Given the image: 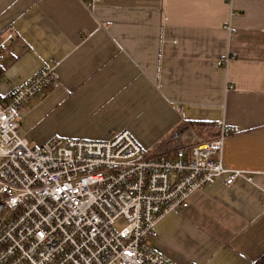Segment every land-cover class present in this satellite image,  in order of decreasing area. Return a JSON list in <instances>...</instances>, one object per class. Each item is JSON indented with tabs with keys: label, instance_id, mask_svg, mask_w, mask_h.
<instances>
[{
	"label": "crops",
	"instance_id": "1",
	"mask_svg": "<svg viewBox=\"0 0 264 264\" xmlns=\"http://www.w3.org/2000/svg\"><path fill=\"white\" fill-rule=\"evenodd\" d=\"M9 31L17 39L0 62L2 100L57 61L60 86L20 110V131L33 145L128 129L151 152L184 121L234 127L224 164L253 180L197 191L187 209L160 221L153 246L175 264H258L264 0H101L94 9L82 0H0V39Z\"/></svg>",
	"mask_w": 264,
	"mask_h": 264
},
{
	"label": "built area",
	"instance_id": "2",
	"mask_svg": "<svg viewBox=\"0 0 264 264\" xmlns=\"http://www.w3.org/2000/svg\"><path fill=\"white\" fill-rule=\"evenodd\" d=\"M82 1L94 9L101 0ZM16 39L13 31L0 39V62ZM56 68L54 60L0 98V264H175L153 246L160 221L219 180L229 187L253 180L224 164L235 128L219 122L214 138L190 128L181 147L158 155L128 129L106 140L55 135L31 145L20 131V110L60 86Z\"/></svg>",
	"mask_w": 264,
	"mask_h": 264
},
{
	"label": "trees",
	"instance_id": "3",
	"mask_svg": "<svg viewBox=\"0 0 264 264\" xmlns=\"http://www.w3.org/2000/svg\"><path fill=\"white\" fill-rule=\"evenodd\" d=\"M214 127L215 124L204 121H184L168 136L160 141L150 153L155 155L169 154L171 151H174L177 148L181 147L183 145V142L180 139V135L190 128H194L196 131L206 136L207 138H214L218 134L217 131L215 132L213 130ZM258 264H264V255L259 259Z\"/></svg>",
	"mask_w": 264,
	"mask_h": 264
},
{
	"label": "rangeland",
	"instance_id": "4",
	"mask_svg": "<svg viewBox=\"0 0 264 264\" xmlns=\"http://www.w3.org/2000/svg\"><path fill=\"white\" fill-rule=\"evenodd\" d=\"M31 145H33V144H31ZM122 222H123V220H121V221L117 224V226L121 225Z\"/></svg>",
	"mask_w": 264,
	"mask_h": 264
}]
</instances>
